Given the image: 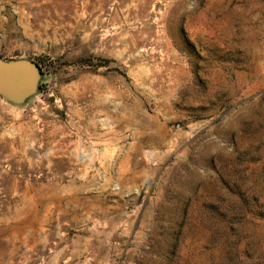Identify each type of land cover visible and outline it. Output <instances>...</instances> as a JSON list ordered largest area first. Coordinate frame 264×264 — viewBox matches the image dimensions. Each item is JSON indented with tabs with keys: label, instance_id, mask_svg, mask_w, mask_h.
<instances>
[{
	"label": "rangeland",
	"instance_id": "374dc122",
	"mask_svg": "<svg viewBox=\"0 0 264 264\" xmlns=\"http://www.w3.org/2000/svg\"><path fill=\"white\" fill-rule=\"evenodd\" d=\"M0 264H264V0H0Z\"/></svg>",
	"mask_w": 264,
	"mask_h": 264
},
{
	"label": "water",
	"instance_id": "95a60500",
	"mask_svg": "<svg viewBox=\"0 0 264 264\" xmlns=\"http://www.w3.org/2000/svg\"><path fill=\"white\" fill-rule=\"evenodd\" d=\"M42 76L36 62L5 60L0 56V95L21 102L31 95Z\"/></svg>",
	"mask_w": 264,
	"mask_h": 264
}]
</instances>
